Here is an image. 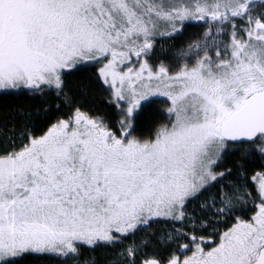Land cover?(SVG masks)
I'll use <instances>...</instances> for the list:
<instances>
[{
  "label": "snow or ice",
  "instance_id": "6c2138e0",
  "mask_svg": "<svg viewBox=\"0 0 264 264\" xmlns=\"http://www.w3.org/2000/svg\"><path fill=\"white\" fill-rule=\"evenodd\" d=\"M162 21L169 30L160 31ZM195 22L209 31L180 49L173 67L150 66L158 36L181 38ZM131 57L142 61L136 80L147 73L155 91L150 83L137 89L117 70ZM88 60L104 65V84L120 82L119 128L75 108L0 152V264H21L33 253L69 264L81 249L111 248L161 218L192 223L190 205L209 199L212 188L215 198L202 207L234 220L215 243L165 234L173 243L187 239L184 249L194 245L191 257L139 264H264V176L258 210L245 220L232 214L250 194L221 188L226 177L218 169L232 143L264 157V0H0V93L62 96L65 70ZM149 94L170 101L167 123L138 137L133 112ZM139 253L126 248L121 264H137Z\"/></svg>",
  "mask_w": 264,
  "mask_h": 264
},
{
  "label": "trees",
  "instance_id": "16d2710c",
  "mask_svg": "<svg viewBox=\"0 0 264 264\" xmlns=\"http://www.w3.org/2000/svg\"><path fill=\"white\" fill-rule=\"evenodd\" d=\"M197 25L194 23L192 26H186L182 30L181 38L164 35L157 37L153 49L156 53L149 62L157 67L158 63L168 59L165 63L172 64L171 55L196 36ZM163 48L169 49L170 52L165 55L160 54L159 49ZM99 67V64H83L65 73L63 75L65 88L62 96H57L55 90L42 93H33L29 90L0 93V152L19 147L31 134L37 136L43 134L58 119H67L71 116L75 108L93 117H103L114 129L119 128V121L123 118L120 115L123 104L117 106L110 88L101 82ZM65 96L70 98L71 103L65 100ZM169 104L170 101L164 98H150L144 101L140 108L135 109L132 117L136 129L135 135L148 137L161 124L167 123L166 109ZM218 169L225 173L223 185L243 184L255 192L252 178L264 173V157L247 145L232 143L223 153ZM214 189L215 192L218 191L217 188ZM244 215L249 218L251 213ZM158 224L154 227L156 235L152 237L153 251L158 253L160 260L166 262L170 254H178L180 250L175 245L171 247L162 245L159 231L164 226L162 223ZM118 250L117 246L94 250L83 248L80 250V256L85 260H93L94 264H111ZM29 255L21 259V264H61L58 257L55 260H48L42 256Z\"/></svg>",
  "mask_w": 264,
  "mask_h": 264
},
{
  "label": "rangeland",
  "instance_id": "374dc122",
  "mask_svg": "<svg viewBox=\"0 0 264 264\" xmlns=\"http://www.w3.org/2000/svg\"><path fill=\"white\" fill-rule=\"evenodd\" d=\"M260 2H261V0H256L257 4H259ZM256 11L260 12V11H262V9L257 7ZM184 23H185V25L189 24L188 21H185ZM195 23L198 24L197 25V33H195L196 36H194L193 38L190 39L191 41L195 38H202L204 36L205 31H209V29H206L203 26V22H195ZM169 28H170V26L167 25L166 22H163V21L161 22V24H160V31L161 32L167 31V30H169ZM184 28H186V27H184ZM184 28L182 30H184ZM161 36H163V35H161ZM164 36H166V35H164ZM158 37H160V36H158ZM166 37H169V36H166ZM187 45L176 50L173 53V55L170 54L173 57V59L170 61V62H172V64L165 63V61H168V59L162 61L163 62L162 64L166 67H169V68L173 67L175 64L174 62H176V60H177V55H176L177 52L180 49L186 48ZM159 52H160V54L165 55L170 51L167 48H163V49H159ZM154 53H156V50L154 51ZM190 58L191 57H186V59H190ZM104 59L107 60L109 58H104ZM141 63H142V61H138L135 57H131L127 61H123V62L118 61L117 70L119 72H121L122 74L130 75L132 77L131 83L134 84V86L137 89H140V85L142 83H150L152 90L155 91V85L157 82L155 80H153L151 82L147 81V73L144 74L145 78L143 80H141V81L136 80V73L139 72V67H140ZM149 63H150V66L155 68V65L152 62H149ZM83 64H91L92 65V64H99V62L95 61V60H88ZM83 64H81V65H83ZM158 64H161V63H158ZM81 65H78V66H81ZM99 65H100V67L98 68V74H99L100 68L104 66L103 64H99ZM129 67H131V73L128 72ZM73 69H75V68L65 70L63 75H65V73H67L68 71H71ZM62 78H63V76H62ZM100 79H101V77H100ZM101 82L103 83L102 79H101ZM129 84H130V81L126 79L124 81L123 88H122V91H124V93L126 95L128 93ZM104 85H106L110 88V90L112 92V97L115 100L116 99L115 91H116V88L121 87L120 82L117 81V84L115 87H112L109 84H104ZM150 98H154V99L155 98H164V99L168 100L167 97L159 95V94H155V95L149 94L147 99H150ZM147 99L141 100L140 105L136 109L140 108V106ZM124 103H125L124 101L121 102V104H124ZM262 176H264V173L256 175L252 178V183L255 187V192H253L250 189V187H247L243 184L228 183L226 186L223 184L220 185V187L223 188L225 191H228L230 189V186L235 185L237 188L242 189L244 192L250 194V195H248L246 203L244 204L243 208L237 207L236 212L233 213L232 215H241L243 219L247 220L252 215H254V212L256 210H258L257 206L260 202V198L258 196V187H259V182H260V179ZM215 191H216V189L212 188L209 192L205 193V196L208 197L209 199L206 200L204 198H201L200 200H196L195 202H193L190 205L187 215L192 220V223L170 222V221L164 220L162 218L156 220L155 222H153L151 224L150 227H145L142 230H138L134 235H131L130 238L125 239L120 244L116 245L117 248L119 249L118 254H117L116 258H114V261H112L111 264H121L124 257L121 256L120 253H123L125 251V249L129 248V247H139L140 248V253L137 257V264H139V261L144 259V258H159L158 253L153 251L154 246L152 244V237H155V235H156V231H155L154 227L159 225L158 223H162V225L164 226V228L161 229V231H159V234H160L159 240L161 241L162 245L163 246H169V244H171L172 246L173 245L177 246V249L179 248L180 251L178 252V254H174V255L179 257L181 260L191 257L192 253L195 251L194 245L189 244V248L184 249L181 247V245L184 243H188L187 239L173 243L171 241H166L164 239L165 234L175 235L176 233H178L180 231H184V232H189L190 234H196V235H202L204 237H210L211 242L215 243L216 239L218 238L219 233L227 230V227H230L231 224L234 223V220L231 219L230 217H219V218H217L216 216L210 214L214 211V209H211L208 207H202L203 205L211 204L212 198H215L216 193H217ZM198 207H199V209H198ZM248 212L251 213L249 218L244 215V213L246 214ZM202 224L204 226H201ZM33 254L40 255L42 257L50 256V255L56 257L54 254H36V253H33ZM27 255H29V254H27ZM48 260H52V259H48ZM94 263L95 262L93 260H90V259L85 260V258L83 259L80 256V254H79L78 260L69 262V264H94Z\"/></svg>",
  "mask_w": 264,
  "mask_h": 264
},
{
  "label": "flooded vegetation",
  "instance_id": "af4514ba",
  "mask_svg": "<svg viewBox=\"0 0 264 264\" xmlns=\"http://www.w3.org/2000/svg\"><path fill=\"white\" fill-rule=\"evenodd\" d=\"M30 255L35 256V257L40 256V255H35V254H30ZM30 255H29V256H30ZM44 258H45V259H53V260H55L57 257H54V256L50 255V256H45Z\"/></svg>",
  "mask_w": 264,
  "mask_h": 264
},
{
  "label": "water",
  "instance_id": "95a60500",
  "mask_svg": "<svg viewBox=\"0 0 264 264\" xmlns=\"http://www.w3.org/2000/svg\"><path fill=\"white\" fill-rule=\"evenodd\" d=\"M234 144H239V143H234Z\"/></svg>",
  "mask_w": 264,
  "mask_h": 264
}]
</instances>
